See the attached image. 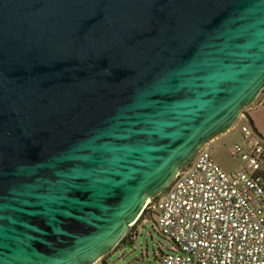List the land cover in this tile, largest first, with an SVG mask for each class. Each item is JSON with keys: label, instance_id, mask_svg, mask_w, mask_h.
Returning <instances> with one entry per match:
<instances>
[{"label": "water", "instance_id": "water-1", "mask_svg": "<svg viewBox=\"0 0 264 264\" xmlns=\"http://www.w3.org/2000/svg\"><path fill=\"white\" fill-rule=\"evenodd\" d=\"M264 90V0H0V264H95Z\"/></svg>", "mask_w": 264, "mask_h": 264}, {"label": "built area", "instance_id": "built-area-1", "mask_svg": "<svg viewBox=\"0 0 264 264\" xmlns=\"http://www.w3.org/2000/svg\"><path fill=\"white\" fill-rule=\"evenodd\" d=\"M262 95L264 90L255 103ZM248 111L237 121L244 125L242 141L233 147L238 158L233 170L220 168L210 141L165 194L146 202L147 213L157 214L159 234L169 242L166 251L157 246L158 264H264V140Z\"/></svg>", "mask_w": 264, "mask_h": 264}, {"label": "rangeland", "instance_id": "rangeland-1", "mask_svg": "<svg viewBox=\"0 0 264 264\" xmlns=\"http://www.w3.org/2000/svg\"><path fill=\"white\" fill-rule=\"evenodd\" d=\"M250 109L251 107H249V110ZM242 125H244V123L239 121L233 127L234 130L231 131L232 133L222 135L223 137L214 143L213 148L211 149L212 157L225 172H230L237 164L238 158L233 153V147L234 144L240 140L238 132H241ZM215 140L216 139L212 142ZM189 167L190 165L186 166L185 169H188ZM165 193L166 190L162 194ZM151 216L152 218H150ZM143 217L147 219H144L145 221L142 220L144 222L141 221L138 225L131 229L128 228V231L126 232V236L128 237H131L134 233L139 232L137 233V239L134 244L125 245L123 247L119 245L113 251L102 257L99 261L102 263L106 261L107 264H158V261H155L154 259V252L159 253L157 247L158 245H161L163 250L166 251L169 247V242L158 232L156 227L157 214L153 216L151 213L148 214L145 212ZM153 225L155 228H153Z\"/></svg>", "mask_w": 264, "mask_h": 264}, {"label": "crops", "instance_id": "crops-1", "mask_svg": "<svg viewBox=\"0 0 264 264\" xmlns=\"http://www.w3.org/2000/svg\"><path fill=\"white\" fill-rule=\"evenodd\" d=\"M258 102L259 103H255L253 106H251V109L248 112V118L250 123L253 125L254 129L259 133V136H261L264 140V96L259 98ZM232 130L234 129L232 128L230 132L228 131L227 133L231 134ZM227 133L222 135H228ZM238 133L240 140L237 141L235 144L242 141V133L241 132ZM222 135H220L218 138H215L216 140L211 144L212 148H213V144L216 143L221 137H223Z\"/></svg>", "mask_w": 264, "mask_h": 264}, {"label": "trees", "instance_id": "trees-1", "mask_svg": "<svg viewBox=\"0 0 264 264\" xmlns=\"http://www.w3.org/2000/svg\"><path fill=\"white\" fill-rule=\"evenodd\" d=\"M157 198V197H156ZM145 212H147V210L146 209H144V211H143V213H142V215L138 218V220L136 221V223L134 224V226H136V225H138V223H140L142 220H144L145 219V217H143V215H144V213ZM149 214V213H148ZM152 214V213H151ZM153 216H155L154 214H152ZM150 218H152V216L150 217ZM147 219V218H146ZM145 219V220H146ZM144 220V221H145ZM144 221H142V222H144ZM143 224V223H142ZM133 226V227H134ZM132 227V228H133ZM141 227V226H140ZM153 228H155L154 227V225H153ZM137 233H139V232H136V233H134L131 237H128V236H126L127 234H125V236L122 238V240L120 241V243L118 244V246L119 245H121V247H123V246H125V245H132V244H134V242L136 241V235H137ZM117 246V247H118ZM116 247V248H117ZM154 259H155V261H158V256L156 255V253L154 252ZM106 263V261L104 262V264Z\"/></svg>", "mask_w": 264, "mask_h": 264}]
</instances>
